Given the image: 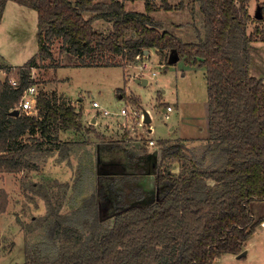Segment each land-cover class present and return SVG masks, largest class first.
<instances>
[{"label":"trees","instance_id":"16d2710c","mask_svg":"<svg viewBox=\"0 0 264 264\" xmlns=\"http://www.w3.org/2000/svg\"><path fill=\"white\" fill-rule=\"evenodd\" d=\"M10 1L36 11L37 51L14 71L16 85L10 84L9 77L0 81V172L37 167L27 155L41 143H25L27 131L48 136L59 129H83L81 111L41 90L36 114L22 110L11 114L24 89L33 84L31 67L37 59L53 56L52 46L58 39L65 51L77 56L81 67L116 65L110 56L118 54L134 60L145 48L155 49L164 60L172 53L177 60L203 67L212 143L208 150L215 153V160L220 159L206 167L205 155L201 159L189 155L181 140H162L161 159L154 171L155 192L126 203L121 185H113L120 198L110 208L107 172L98 165L95 191L68 214L52 205L43 182L22 177L24 188L49 204L45 217L34 218L44 224L45 252L37 246L32 250L26 243L22 264H213L218 257L242 252L264 222V211L256 216L251 209L253 202L264 207V82L249 67L250 43L264 41V27L247 31L248 22L258 20L248 12L251 0H194L202 28L194 27L196 37L188 41L165 30L162 21L151 16L161 9L178 8L181 2L146 0L143 12H133L125 10L122 0ZM7 2L0 0V22ZM98 19L111 23V28L98 30L94 26ZM56 142L63 158L69 142ZM174 160L179 162L177 171L169 164ZM8 199L1 188L0 212L6 210Z\"/></svg>","mask_w":264,"mask_h":264},{"label":"rangeland","instance_id":"374dc122","mask_svg":"<svg viewBox=\"0 0 264 264\" xmlns=\"http://www.w3.org/2000/svg\"><path fill=\"white\" fill-rule=\"evenodd\" d=\"M103 1L108 2L109 0ZM122 1L127 11L143 12L145 9L146 0ZM149 1L156 4L163 3V0ZM167 1L172 5L181 2V6L169 11L161 9L152 12L151 16L162 21L165 30L175 33L185 41L195 39L194 27L199 28L200 31L202 28V16L199 13L197 2L194 0ZM261 4H264V0H251L249 2L248 12L252 16L256 15V12L260 13V17L257 21L248 22L247 31L252 30L255 26L264 27V7H261ZM15 7H19V4L14 1L9 2L0 27V45H3L0 50L10 63L22 65L37 51V39L34 34L36 31V11L30 7H25L22 9L29 11H27V15H23L21 12L15 11ZM84 15H91V13L85 12ZM94 26L98 30L107 31L111 28V23L98 19ZM5 31H9V34H5ZM250 49V73L258 78L261 77L264 82V41L250 43ZM52 54L54 60H46L45 63H40L35 69V80L47 82L55 79V77L65 78L60 87L67 89V93L72 94L74 99L83 96L82 101H77V103L84 106V113L89 111L96 113L91 106L92 100L111 114L118 113L122 107L126 106L125 104L128 105V101L126 102L124 98H120L118 95V92L124 95L125 92L120 88H125L129 95L127 98L135 99V102L131 100L132 105L129 104L130 107L137 108L139 113L141 111L143 113V110H149L152 119L150 124L152 125H139L128 111L129 115L116 120L122 126L123 132L124 129L127 130L128 128L131 131V126L134 127L135 125V128L139 130L138 133H142L144 136H146L147 130L152 128V132L148 134L152 140L165 138L168 135L169 137L175 135L206 136L204 133H206L208 126L207 86L203 68H193L183 58L166 68L164 67L165 61H169V58H172L174 54L168 53L164 60L155 49H152L151 64L148 65V70L144 74L139 73L136 60L134 62V60L123 57L121 54L110 56L111 62L116 65L81 67L77 56L65 51L61 39L54 42ZM49 63L54 69V66H59V68L53 72L54 69L50 68ZM161 65L163 67H160ZM16 69L17 67L8 72L10 78L11 76L14 77ZM153 70L159 71L152 76ZM2 75L4 76V73ZM135 76L146 77L148 79L147 84L141 85L134 82L133 77ZM139 102L143 106H140ZM168 105L173 106V110L169 112V117L166 119L164 115ZM172 126L174 129L170 131L169 128ZM143 128L145 129L144 132ZM130 135L133 139L135 138V134L130 133ZM185 145L189 155L192 154L198 159L205 155L206 159L203 166L209 167L220 163V159L215 160L217 157L215 153L208 150L212 145L208 136L190 140ZM34 159L38 164L34 172L24 170L11 174H0V189H5L9 197L6 210L0 212V264H22L25 261L26 243L32 250L35 246L40 250H44L43 248L46 247L47 238L45 237L44 224H38L34 218L45 217L49 204L42 196L24 188L22 177H27V181L43 182L52 205L64 214L81 207L90 194L95 191L99 182L96 172L97 159L93 158V154H74L62 158L56 149L42 154V157L38 154ZM169 164L172 165V163ZM122 167L119 158H112L111 161L104 158L101 169H99L104 172H120ZM121 179L124 177H113L114 181L111 182L112 178L107 179L105 177L107 203H110V208L120 198L116 194V188H120V185L123 187L125 184L130 187V184L125 181L122 183ZM209 183L212 184L213 181H209ZM124 200L126 203H130L133 199L128 197ZM263 208V204L260 202H253L251 205L256 216L263 213ZM102 215L108 214L103 212ZM109 220L111 223L113 219L109 218ZM245 245H248V251L244 258L226 254L213 264H264V222L257 227Z\"/></svg>","mask_w":264,"mask_h":264},{"label":"crops","instance_id":"0c3cea01","mask_svg":"<svg viewBox=\"0 0 264 264\" xmlns=\"http://www.w3.org/2000/svg\"><path fill=\"white\" fill-rule=\"evenodd\" d=\"M9 2L11 1L9 0ZM9 2H7V4L5 5L3 9L0 27L4 20V15L6 14V11L8 9ZM22 8H25V6L23 7L22 5L19 4V7H15V11L21 12L23 15H27V11L29 10L24 11ZM35 19H36V31L34 34L36 36L37 19H38L36 14H35ZM5 32H6L5 34H9V31H5ZM36 39H37V36H36ZM1 46L3 45H0V48ZM53 57L54 56H52L51 58H46V60L52 61L54 60ZM46 60L37 59L35 65L31 67V72H32L31 79L33 80V84H36L39 87V90L41 91H44L49 94H54V96H56L57 98V101L64 102V103L65 102L70 103L71 105L75 106L77 111H81V124H83V129L81 131H76L71 128L59 129L58 131H55V132L53 131L49 132L48 136L41 135L39 131H37L34 134L27 131L26 134L24 135L25 143H27L28 145L41 143L38 149L34 148L30 150L29 154L27 155V158L30 161H33L37 166H38L37 161L34 158H36L38 154L39 156L42 157V154L48 151L52 152L53 150L58 149L56 145L57 143L56 141H62V142L67 141L69 142L70 149L68 153L66 154V156L74 155V154L81 155L84 153H88L90 155L93 154V158L97 159L96 167H98V165L102 166V159L104 158L109 159V161H111L112 158H119L120 163L123 165L122 171L120 172L105 171L107 172L108 179H110L111 176L112 177L124 176L123 180L126 183L130 184V187L126 184L123 187H121L123 192L126 195L125 196L126 198L128 197L132 198L138 195L147 196L150 193H153L156 191L154 171H155L156 165L159 163L161 159L160 156H161L162 149H163L162 144H161L162 140H167V142H172V141L176 142L178 140L179 141L181 140V142L187 143L190 140H195L197 138H205L208 136V126H207L206 133H204L206 135L205 137H200V136L186 137L184 135L183 136L175 135V136L169 137L168 135L165 138L157 139L156 141L157 143H159V145H157L156 143L154 147H151L153 149H151L150 147H147L146 144H142V142H140L139 136L142 135L146 140L152 139L148 137V134L152 132V128H149L147 130L146 136H144L142 133L139 134L138 133L139 130L135 128L136 127L135 125L134 127L131 126V129H132L131 131H129L130 128L127 127L128 129L127 130L124 129V132H123V129H121L122 126L119 125L116 120L121 117H125V116H122V115L103 116L102 115L100 117L95 112L92 113L91 111H89V112L84 113V109H83L84 106H81V104L77 103V101H82L83 96L79 97L78 99H74L72 94L67 93V89H63L60 87L61 83L64 82L65 78L62 79V78L55 77V79L49 80L47 82H43L42 80L37 81V79L35 80L34 78L35 77L34 71H36L35 69L40 65V63H45ZM177 61L173 63L172 62L169 63V61L168 62L166 61V62L169 65H171V64H175ZM50 64L51 63H49L48 65ZM189 65L192 66L193 68L195 67L203 68V67H198L197 65H192V64H189ZM19 66L21 65H14L13 63H10V61L6 58L5 55L1 53V50H0V81L1 82L4 81L7 77H9L8 72H10L11 69H15L16 67H19ZM54 67L55 69L52 67V65H50V68L54 69L53 72H55V70L59 68V66H54ZM3 73H4V76L2 75ZM11 78H14V77L11 76ZM11 78L9 77V80H11ZM144 78L146 79V82L142 84L144 81ZM133 80L134 82L140 83L141 85H146L148 82V79L146 77H139V76L133 77ZM120 89H123V92H125V94L123 95L121 92H118V95L120 98H124L126 102L128 101V105L125 104L126 105L125 107L129 108V106L132 105L131 99L133 98L131 97L127 98V96L129 95L127 94L125 88H120ZM139 105L143 106L141 102H139ZM172 110H173V106H172ZM172 110L170 112H172ZM207 110H208V103H207ZM146 111L148 113V117L150 120H149V123H144L142 120V124L139 123V125L141 126L152 125L150 124L152 120L151 114L149 110H146ZM19 112L17 114H19ZM30 114H36V110L34 112H30ZM169 129L170 131H172L174 127L172 126ZM144 131L145 129L143 128V132ZM130 133L135 134L134 139L132 138V135H130ZM58 153H59V150H58ZM63 161H66V160L63 159ZM171 166H172V171H177V169L179 168V162L174 160ZM36 168L37 167H35L34 169H31L32 171L31 170L30 171L34 172ZM4 173H8V172H0V174H4ZM247 247L248 245H246L244 249L246 252L248 251ZM228 255L237 257L236 255L230 254V253ZM237 258H240V257H237ZM219 259L221 258L218 257L213 262H218Z\"/></svg>","mask_w":264,"mask_h":264},{"label":"built area","instance_id":"2783aa9c","mask_svg":"<svg viewBox=\"0 0 264 264\" xmlns=\"http://www.w3.org/2000/svg\"><path fill=\"white\" fill-rule=\"evenodd\" d=\"M152 49L145 48L142 50L143 53L141 55L135 56L134 62H135V60L137 61V68L139 69L140 74H144L145 71L148 70V65L151 64L150 57L152 54ZM160 67H163V65H161ZM158 71L159 70H153L152 76L155 75ZM9 82H10V84H13V85L17 84V81L15 78H11V80ZM39 91L40 90L36 84L29 85L27 88L24 89L22 96H21L16 108H18L19 110H22L26 113L34 112L36 110V107H35L36 97H37V94L39 93ZM91 106L95 109L97 114L103 115V116H112V115L113 116L114 115L115 116H118V115L125 116V115H129L128 111H130V113H131L130 116L133 119H135L137 121V123L142 124L143 113H142V111L139 113L137 108H134V107L132 108L130 106H129V108L128 107H122L118 111V113L111 114L107 109H104L101 106H99V104L96 101L92 100ZM166 110H167V112L165 113L164 117L167 119L169 117L168 112H170L172 110V107L168 106L166 108ZM140 136H139L140 142H142V144H146L147 147H150V148L154 147L157 143L156 140H152V139L146 140L143 136H141V137Z\"/></svg>","mask_w":264,"mask_h":264},{"label":"water","instance_id":"95a60500","mask_svg":"<svg viewBox=\"0 0 264 264\" xmlns=\"http://www.w3.org/2000/svg\"><path fill=\"white\" fill-rule=\"evenodd\" d=\"M256 18H258V17H260V13H257L256 12ZM177 59H178V56L176 55V54H174L173 55V57L172 58H170V60H169V63L170 62H175V61H177ZM144 82H146V79L144 78V81H143V83L142 84H144ZM19 112V109H13L12 111H11V114L12 113H14V114H17ZM149 117H148V113H147V111L146 110H144L143 111V122L144 123H149ZM246 254V251L245 250H243L242 252H240V253H238L236 256L237 257H241L242 255H245Z\"/></svg>","mask_w":264,"mask_h":264}]
</instances>
